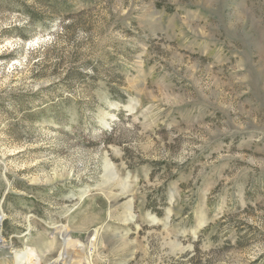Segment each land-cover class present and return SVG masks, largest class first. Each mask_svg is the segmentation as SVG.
Here are the masks:
<instances>
[{
	"label": "rangeland",
	"instance_id": "obj_1",
	"mask_svg": "<svg viewBox=\"0 0 264 264\" xmlns=\"http://www.w3.org/2000/svg\"><path fill=\"white\" fill-rule=\"evenodd\" d=\"M0 217V264H264V0H0Z\"/></svg>",
	"mask_w": 264,
	"mask_h": 264
},
{
	"label": "bare ground",
	"instance_id": "obj_2",
	"mask_svg": "<svg viewBox=\"0 0 264 264\" xmlns=\"http://www.w3.org/2000/svg\"><path fill=\"white\" fill-rule=\"evenodd\" d=\"M2 220V219H1ZM97 236H98V233L96 232L94 235H93V237H92V241L93 242H95L96 241V239H97ZM65 242L67 243V244H76L77 246L78 245H80L81 243H79V242H77V241H74V240H71L70 238H69V234H68V236H66V238H65ZM71 245V246H72ZM70 246V245H69ZM73 246H75V245H73ZM81 246V245H80ZM94 248V247H93ZM92 248V249H93ZM93 251V250H92ZM35 255V253L33 252V251H28V252H25V253H22V254H20V255H18V261H23L24 259H26V261H28V264H37V263H33L32 261H31V258L32 257H35L34 256ZM33 260V259H32Z\"/></svg>",
	"mask_w": 264,
	"mask_h": 264
},
{
	"label": "water",
	"instance_id": "obj_3",
	"mask_svg": "<svg viewBox=\"0 0 264 264\" xmlns=\"http://www.w3.org/2000/svg\"><path fill=\"white\" fill-rule=\"evenodd\" d=\"M1 219H2V218L0 217V221H1Z\"/></svg>",
	"mask_w": 264,
	"mask_h": 264
}]
</instances>
